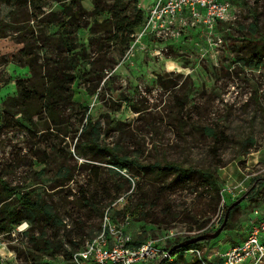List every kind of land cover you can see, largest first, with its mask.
I'll list each match as a JSON object with an SVG mask.
<instances>
[{"label": "rangeland", "instance_id": "rangeland-1", "mask_svg": "<svg viewBox=\"0 0 264 264\" xmlns=\"http://www.w3.org/2000/svg\"><path fill=\"white\" fill-rule=\"evenodd\" d=\"M75 1L81 5V27L72 33L77 66L73 104L64 110L62 130H47L44 119L31 125L9 108L6 99L16 95V80L30 77V71L14 62L2 64L29 38L41 59L57 57L55 45L47 43L61 30L47 22L46 14L58 13L61 4L37 0L43 15L32 20L30 6L0 5L3 21L23 27L0 37V194L6 195L3 183L12 188L3 202L20 215L19 196L26 192L51 212L22 221L27 228L21 236L0 232L15 250L17 264L25 263L27 253L35 254L31 234L61 245L55 256L36 254L39 264H70L64 251L96 235L106 211L113 223L129 215L127 231L133 238L170 249L176 241L213 234L227 208L241 198L217 236L147 264L222 260L264 220V0L234 3L233 17L217 23L216 34L150 38L133 55L123 38L113 40L104 30L111 0H100L104 11L99 14L94 0ZM148 1L140 0V7ZM255 50L260 53L253 55ZM87 117L99 133L93 150L87 136H79ZM248 136L253 141L244 142ZM112 154L138 164L119 169L110 163ZM168 162L211 171L215 186L197 173L174 181L172 174L151 172L153 163ZM258 239L264 243L262 233Z\"/></svg>", "mask_w": 264, "mask_h": 264}, {"label": "trees", "instance_id": "trees-1", "mask_svg": "<svg viewBox=\"0 0 264 264\" xmlns=\"http://www.w3.org/2000/svg\"><path fill=\"white\" fill-rule=\"evenodd\" d=\"M36 1L37 0H0V5L5 4L18 8L30 6L32 9L30 20H32L34 17L39 18L43 15V13L37 9ZM55 1L61 4L62 9L58 13H47L46 19L47 22L57 24L61 31H58V34L48 43L44 39L40 40L45 44L47 43V46L55 45L57 57L45 54L41 59L40 56L33 51L32 45L30 44L34 39L29 38L22 39V42H24L23 47L16 54L2 61V64L14 62L17 65L27 66L30 71V77L16 80L17 93L15 96L8 97L6 99V104H8L9 108H14V113H19L23 121L31 125H35L40 120L44 119V122L47 124L45 127L47 130L50 128H61L62 130V126L64 125V110L73 104L71 88L75 79L72 70L76 69L77 58H75L76 55L74 53L76 48L74 43L75 36L72 35V33H76L81 27L78 19L79 14L77 12V10L81 9L80 3L75 0ZM99 2L100 0H94L93 3V10L96 14L104 11ZM107 10L110 12V19L105 21L104 30L109 35L108 37H111L113 40L114 38H123V46L128 49L132 41L131 34L134 28L144 19V11L139 7V0H111V4L108 6ZM14 26L15 25L12 23L3 21L0 18V37L6 36V31L13 28L23 32V27ZM24 32L33 34L32 30ZM257 53H260V50H255L253 55ZM86 123V126L82 129L79 136H87L89 143L88 148L93 150L97 148L96 140L99 137V133L96 124L93 123L89 117L86 118ZM64 134L66 135L67 131H64ZM246 140L253 141L250 136L246 137L244 142H246ZM75 150L77 153H80L77 143L75 144ZM132 161H128L121 156L113 154L112 159H110V163L119 169H125L131 164L134 166L138 164V162ZM151 172L159 177L172 174L174 181H184L193 173H197L208 185L215 186V177H213L211 171L181 167L174 162H168L163 165L153 163ZM3 190L6 195L0 194V203L10 198L13 194L12 188L6 183H3ZM19 199L23 204L22 215H20L18 210H9L6 203H2L0 208V232L8 231L12 225L20 224L22 221H35V219L41 215H46L47 217L51 216V212L46 208L45 204L41 201L32 200L29 193H22ZM234 208L235 207H233V209ZM29 237L31 242H33L32 248L35 254L27 253V259L24 264H39L41 257L38 255L36 257L38 253H44L49 256H55L61 253V245H52L48 240L44 239L42 241V234L37 236L31 234ZM181 241H184V239L174 242L171 247ZM141 242V240L134 238L135 244ZM74 244L76 245L77 243ZM199 244L200 242L188 243L183 247L173 250L170 255L172 257L177 253H183L197 247ZM79 248L80 247L75 248L70 252L64 251V256L68 261L71 254ZM167 250H169V247ZM192 264L204 263L202 260L197 259L196 263ZM213 264H223V259Z\"/></svg>", "mask_w": 264, "mask_h": 264}, {"label": "built area", "instance_id": "built-area-1", "mask_svg": "<svg viewBox=\"0 0 264 264\" xmlns=\"http://www.w3.org/2000/svg\"><path fill=\"white\" fill-rule=\"evenodd\" d=\"M140 1V0H139ZM255 0H149L143 8L144 19L134 28L127 54L133 55L137 45L152 38L186 36L191 31L207 36L216 34V25L233 17V4ZM140 7V2H139ZM218 41H221L220 37ZM108 211L98 233L87 239L82 247L71 254L70 264H147L171 259L169 250L159 246L154 240L134 243L127 231L129 215L119 223H113ZM26 223L12 225L7 235L21 236ZM264 235V220L255 226L243 244L231 248L222 255L223 264H259L264 257V243L258 236ZM198 253V249H194ZM0 264H17L16 252L0 233Z\"/></svg>", "mask_w": 264, "mask_h": 264}, {"label": "water", "instance_id": "water-1", "mask_svg": "<svg viewBox=\"0 0 264 264\" xmlns=\"http://www.w3.org/2000/svg\"><path fill=\"white\" fill-rule=\"evenodd\" d=\"M240 202H241V198L235 200V201H234V202H233V203L227 208L223 223L221 224V226H220V227H219V228H218L213 234H205V235L199 236V237H197V238H189V239H186V240L181 241V242H179V243H176L175 245H173V246L169 249V252L171 253L173 250H175V249H177V248L183 247V246L187 245L188 243H194V242H196V241L199 240V239L206 238L207 236H211V237H215V236H217V235L221 232V230L223 229L224 224L226 223L227 216H228V214H229L230 209H231L233 206L239 204Z\"/></svg>", "mask_w": 264, "mask_h": 264}]
</instances>
